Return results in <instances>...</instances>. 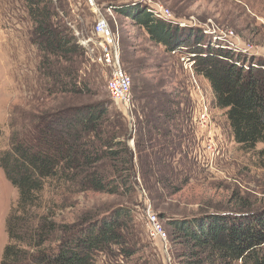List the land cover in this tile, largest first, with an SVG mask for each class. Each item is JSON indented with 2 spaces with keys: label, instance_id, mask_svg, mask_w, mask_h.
Masks as SVG:
<instances>
[{
  "label": "rangeland",
  "instance_id": "rangeland-1",
  "mask_svg": "<svg viewBox=\"0 0 264 264\" xmlns=\"http://www.w3.org/2000/svg\"><path fill=\"white\" fill-rule=\"evenodd\" d=\"M120 34L122 60L133 77V111L124 116L107 89L108 70L87 53L79 57L78 81L86 90L55 93L41 70L42 53L33 42L34 25L23 0H0V154L14 138L35 132L44 119L64 108L100 103L125 117L126 143L134 151V183L120 194L84 192L47 184L40 213L66 225L94 222L115 210L133 214L140 241L132 257L113 245L95 264H190L183 241H176L170 220L213 212L264 208V142L246 149L235 140L226 111L215 105L208 79L188 68L178 53L150 38L147 30L120 9L162 5L183 27L201 28L213 43L264 60V0H96ZM57 21L92 35L97 14L87 0H55ZM112 12H109V9ZM248 50V51H247ZM203 107L210 119L199 120ZM169 110L175 116L169 121ZM213 139L215 153L208 144ZM161 156V158H159ZM19 193L0 166V263L9 243L7 219ZM159 214L169 233V255L148 236L146 210ZM15 213V212H14ZM56 244V243H55ZM237 264H242L241 262Z\"/></svg>",
  "mask_w": 264,
  "mask_h": 264
},
{
  "label": "trees",
  "instance_id": "trees-1",
  "mask_svg": "<svg viewBox=\"0 0 264 264\" xmlns=\"http://www.w3.org/2000/svg\"><path fill=\"white\" fill-rule=\"evenodd\" d=\"M23 2L34 25L33 42L42 53L40 70L53 81L55 93L86 90L77 68L86 50L73 29L57 21L55 0ZM120 11L170 53L195 54V72L210 82L215 105L226 111L241 147L264 142L263 59L213 43L201 28L158 18L145 6ZM124 116L100 103L64 108L42 120L32 134L14 138L12 148L0 154V166L19 193L7 219L9 243L0 264H95V256L113 245L122 256L135 254L132 247L140 240L128 209L80 225H63L40 213L48 183L110 194L130 188L135 163ZM174 116L169 110V121ZM170 225L174 239L186 246L183 255L190 264H264V208L173 219Z\"/></svg>",
  "mask_w": 264,
  "mask_h": 264
},
{
  "label": "built area",
  "instance_id": "built-area-1",
  "mask_svg": "<svg viewBox=\"0 0 264 264\" xmlns=\"http://www.w3.org/2000/svg\"><path fill=\"white\" fill-rule=\"evenodd\" d=\"M87 1L91 6V9L98 15L92 29V35L85 36L82 32L77 30L75 26H70L72 27L78 42L85 48L89 58L107 68L108 78L106 89L114 102L120 104L123 107V111L126 114H129L133 111L134 107V80L123 64L120 34L112 29L110 25V18L101 12L100 8H98L96 0ZM108 11L113 14L111 8ZM150 11L158 18L172 19L171 17L173 14H171V10L162 5H158L154 9H150ZM173 53L177 52L173 51ZM194 57L195 54L182 53L180 55V59L188 68L194 67ZM199 116L200 122L202 124L206 123L210 119L208 107H203ZM208 147L210 151L215 153L216 147L213 139L209 141ZM145 228L148 236L153 240L159 241L163 247V251L169 255L168 230L166 229L159 214L152 211L150 208L146 210Z\"/></svg>",
  "mask_w": 264,
  "mask_h": 264
}]
</instances>
